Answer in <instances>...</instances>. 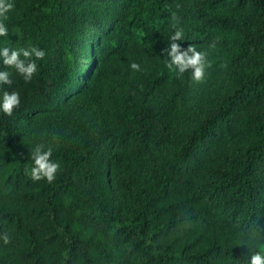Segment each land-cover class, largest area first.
Masks as SVG:
<instances>
[{"label":"trees","instance_id":"1","mask_svg":"<svg viewBox=\"0 0 264 264\" xmlns=\"http://www.w3.org/2000/svg\"><path fill=\"white\" fill-rule=\"evenodd\" d=\"M12 2L0 48L45 57L27 82L0 59V90L20 95L0 112V264H249L264 250V0ZM177 29L206 53L202 82L167 67ZM37 145L59 163L52 183L26 174Z\"/></svg>","mask_w":264,"mask_h":264},{"label":"clouds","instance_id":"2","mask_svg":"<svg viewBox=\"0 0 264 264\" xmlns=\"http://www.w3.org/2000/svg\"><path fill=\"white\" fill-rule=\"evenodd\" d=\"M15 5L12 0H0V37L8 36V28L4 21L8 19V13L14 9ZM179 8V5H177ZM175 19V14H173ZM175 27V25H173ZM184 39L183 29H177L169 38L168 47L165 48V53L169 58L167 67L172 69L173 66L178 73L183 74L186 71H191V79L196 82H202L205 77L206 67L211 65L206 61V53L198 51L197 48L190 44L186 49L182 48L178 41ZM215 46L214 44L212 45ZM45 57V51L36 46L28 48L10 49L8 47L0 48V59L3 65L8 69H14L15 72L23 77L27 82L30 81L33 75L37 72V60ZM130 67L135 70H140V65L133 62ZM226 67V65H221ZM12 73L6 70H0V85H11ZM20 104V95L16 91L0 90V112L11 116L14 109ZM52 149L44 150L43 145H37L30 151V159L32 165L30 169L26 168V174L30 175L33 181L46 180L52 183L56 178L59 163L51 160ZM264 228V227H262ZM261 228H258V231ZM5 244L9 243L8 236L5 234L2 237ZM249 264H264V250L252 252Z\"/></svg>","mask_w":264,"mask_h":264}]
</instances>
